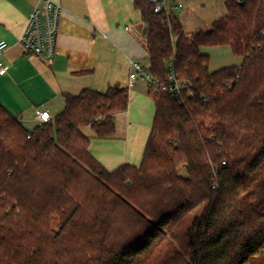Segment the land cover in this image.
<instances>
[{"label":"trees","instance_id":"trees-1","mask_svg":"<svg viewBox=\"0 0 264 264\" xmlns=\"http://www.w3.org/2000/svg\"><path fill=\"white\" fill-rule=\"evenodd\" d=\"M225 6L210 32L188 36L134 0L149 73L190 88L149 89L139 167L108 171L83 132L115 135L126 88L65 95L55 124L32 133L0 104V264H264V0ZM216 47L243 64L210 74L202 50Z\"/></svg>","mask_w":264,"mask_h":264},{"label":"crops","instance_id":"crops-1","mask_svg":"<svg viewBox=\"0 0 264 264\" xmlns=\"http://www.w3.org/2000/svg\"><path fill=\"white\" fill-rule=\"evenodd\" d=\"M38 1L0 0V41L10 45L3 55L8 73L0 76V104L31 131L39 126L38 111H48L55 120L65 110V95L126 88L129 108L115 117V135L97 139L89 128V150L108 171L123 165L139 167L156 107L147 84L129 85L131 61L149 67L146 25L134 0H53L62 7V15L52 66L19 44Z\"/></svg>","mask_w":264,"mask_h":264},{"label":"built area","instance_id":"built-area-1","mask_svg":"<svg viewBox=\"0 0 264 264\" xmlns=\"http://www.w3.org/2000/svg\"><path fill=\"white\" fill-rule=\"evenodd\" d=\"M153 7L156 14H164L167 18L174 15V10L181 9L182 4L174 0H147ZM62 7L53 0H39L38 4L28 19L25 31L19 40L30 56L52 66L57 54L58 37ZM128 30V28H126ZM7 41H0V76L4 77L8 73V68L3 61L4 53L9 49ZM132 73L129 76L130 87L138 82L146 83L154 93L165 92L173 97H181L190 88L184 82L178 81L174 75L169 77L167 83H162L152 76L148 69L139 61H131ZM53 121L52 115L48 111L37 112V122L39 125L49 124Z\"/></svg>","mask_w":264,"mask_h":264},{"label":"rangeland","instance_id":"rangeland-1","mask_svg":"<svg viewBox=\"0 0 264 264\" xmlns=\"http://www.w3.org/2000/svg\"><path fill=\"white\" fill-rule=\"evenodd\" d=\"M227 1L229 0H177V3L182 4V8L175 10V14L186 34L194 35L199 31L210 32L214 23L227 16L228 13L225 6ZM202 53L210 57V74L226 68L240 67L244 61L242 58L235 57L229 47L204 48ZM55 120L53 119L51 124H55ZM117 121L120 130H122L121 118H118ZM34 130L33 128L29 132L32 133ZM83 132L85 135H89L91 130L84 128ZM179 174L182 177H187L184 169H180ZM54 225L57 229L56 222Z\"/></svg>","mask_w":264,"mask_h":264}]
</instances>
